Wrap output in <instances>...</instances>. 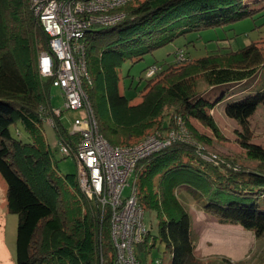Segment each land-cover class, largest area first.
<instances>
[{
	"label": "trees",
	"instance_id": "trees-1",
	"mask_svg": "<svg viewBox=\"0 0 264 264\" xmlns=\"http://www.w3.org/2000/svg\"><path fill=\"white\" fill-rule=\"evenodd\" d=\"M248 1L132 0L113 11L123 19L95 26L83 39L88 72L84 91L109 145L134 146L151 134L166 138L181 126L190 136L191 142L177 140L141 159L130 177L139 204L157 220V234L147 228L136 247L148 255L159 242L168 264H197L191 219L177 194L181 188L204 201L221 224H239L257 238L264 236L259 205L264 199V148L253 143L251 130L252 118L264 108V89L240 100L224 91L259 72L264 47L253 43L196 60L179 50L174 64H154L155 74L145 75L136 104L120 87L119 70L126 61L137 63L189 33L240 21L251 14ZM49 41L30 0H0V175L7 185L8 212L18 216L16 264H114L110 209L87 197L78 173L59 174L45 137L43 122L52 120L60 152L61 143L72 151L71 156L61 154L74 157L80 136L72 129L79 117L71 130L64 126L63 111L56 109L61 112L57 116L52 106V90L57 89L53 79L39 72V56L50 52ZM222 103L226 116L241 127L244 163L212 149L225 139L212 115ZM193 120L212 135L198 131ZM208 153L224 162L203 159Z\"/></svg>",
	"mask_w": 264,
	"mask_h": 264
},
{
	"label": "built area",
	"instance_id": "built-area-1",
	"mask_svg": "<svg viewBox=\"0 0 264 264\" xmlns=\"http://www.w3.org/2000/svg\"><path fill=\"white\" fill-rule=\"evenodd\" d=\"M132 0H30L32 12L50 37V52L39 56L42 78H52L53 87L61 89L67 110L80 112L72 133L80 136L74 158L78 163L81 189L91 201L110 209L111 240L115 249L114 264H138L136 246L144 241L147 227L145 210L138 202L136 189L124 196L137 163L171 143L191 142L184 126L166 138L151 134L134 146L112 147L99 133L97 119L84 91L88 79L86 48L83 39L95 26H110L124 15L113 13ZM179 60L183 57L180 55ZM157 71L152 66L146 73ZM57 116L60 110H54ZM52 123V121L50 122ZM61 152L71 156L70 148L61 143ZM203 159L223 163L216 153L202 155ZM104 212V211H103Z\"/></svg>",
	"mask_w": 264,
	"mask_h": 264
},
{
	"label": "rangeland",
	"instance_id": "rangeland-1",
	"mask_svg": "<svg viewBox=\"0 0 264 264\" xmlns=\"http://www.w3.org/2000/svg\"><path fill=\"white\" fill-rule=\"evenodd\" d=\"M251 14L240 21L233 22L224 27L205 29L200 32L189 33L176 39L173 43L153 54L145 56L139 62L126 61L119 70L120 87L128 98L134 103L140 101L139 91L146 85L145 75L147 69L154 64L167 68L176 62V53L181 50L188 59L203 58L215 51H238L253 43L264 47V0L248 2ZM147 70V71H146ZM142 79V80H140ZM241 85V86H240ZM126 87V89H124ZM228 98L243 99L264 89V66L244 84L232 85ZM60 91V92H59ZM60 89L52 90V106L63 111L62 122L68 129L80 117L79 111L67 110ZM139 96V97H138ZM215 119L222 135L221 142H215L213 151L231 157L244 163L241 158L245 152L241 149L238 138L241 127L238 123L226 116L224 108L217 107ZM46 140L53 150L58 172L61 176L78 173V163L74 157L64 159L57 145V138L50 121H44ZM196 128L203 134L211 136L212 132L194 121ZM253 143L264 148V108L259 107L251 120ZM15 137H20L15 129ZM27 140L26 138H23ZM57 173V172H56ZM60 177V176H59ZM62 179V178H61ZM130 184L134 180L130 179ZM132 187H127L124 195L131 194ZM7 185L0 175V264H16V238L18 216L8 212L6 201ZM179 199L187 210L192 225L195 245L197 248V264H264V236L261 238L243 229L239 224H221L218 217L209 212L204 201L197 202L186 188L177 190ZM88 201V200H87ZM260 207L264 210V199L259 200ZM144 222L152 235L157 234V220L155 214L145 213ZM136 254L143 264H168L169 256L159 242L152 248L151 254H144L136 247Z\"/></svg>",
	"mask_w": 264,
	"mask_h": 264
},
{
	"label": "crops",
	"instance_id": "crops-1",
	"mask_svg": "<svg viewBox=\"0 0 264 264\" xmlns=\"http://www.w3.org/2000/svg\"><path fill=\"white\" fill-rule=\"evenodd\" d=\"M251 1H252V0H249L248 2L250 3ZM244 83H245V82H243L242 84H244ZM238 86H239V84H238ZM240 86H241V85H240ZM59 92H60V91H59ZM60 94H61V93H60ZM217 107H219V108L223 107V108H224V111H225V104H224V103H222V104L216 106V108H217ZM216 108H215V109H216ZM215 109L212 111V115L214 116V118H215V112H216ZM215 120H216V119H215ZM194 121H195V120H193V125H194ZM196 122H197V121H196ZM198 123H199V122H198ZM194 127L196 128L195 125H194ZM196 129H197V128H196ZM197 130H198V129H197ZM198 131H199V130H198ZM56 138H57V137H56ZM196 253H197V252H196Z\"/></svg>",
	"mask_w": 264,
	"mask_h": 264
},
{
	"label": "bare ground",
	"instance_id": "bare-ground-1",
	"mask_svg": "<svg viewBox=\"0 0 264 264\" xmlns=\"http://www.w3.org/2000/svg\"><path fill=\"white\" fill-rule=\"evenodd\" d=\"M61 90V89H60ZM50 122L52 121V120H49Z\"/></svg>",
	"mask_w": 264,
	"mask_h": 264
}]
</instances>
